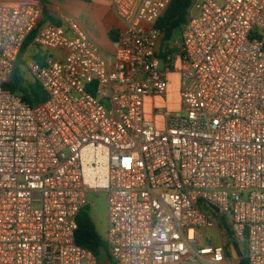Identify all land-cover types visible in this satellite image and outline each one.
I'll return each mask as SVG.
<instances>
[{
  "label": "built area",
  "instance_id": "obj_1",
  "mask_svg": "<svg viewBox=\"0 0 264 264\" xmlns=\"http://www.w3.org/2000/svg\"><path fill=\"white\" fill-rule=\"evenodd\" d=\"M172 1L115 0L112 57L71 18L40 27V6L0 4V264H102L76 238L96 192L113 264H228L224 221L264 264V0H194L164 58ZM36 31L32 106L9 85ZM175 59L181 109L156 108L162 128L145 103Z\"/></svg>",
  "mask_w": 264,
  "mask_h": 264
},
{
  "label": "crops",
  "instance_id": "obj_2",
  "mask_svg": "<svg viewBox=\"0 0 264 264\" xmlns=\"http://www.w3.org/2000/svg\"><path fill=\"white\" fill-rule=\"evenodd\" d=\"M114 2L115 0H0V4H35L40 6L42 9L41 24L43 26L47 24L62 25L66 18L75 20L86 31L91 42L97 45L106 57L113 56L115 51V41L118 38L119 32L124 28V22L115 12ZM111 33H113L112 37L114 39L110 36ZM175 44L172 46L170 44L166 45L162 42L160 45L161 55H167L168 47H174ZM29 50L31 53L28 54V57L26 58L27 62L33 59L40 60V58L35 56L38 51L31 47ZM175 64L176 70L169 75V79L173 76H178L180 80V63L178 59H175ZM155 99L163 100V98H150L147 99L146 102ZM156 108L158 107L153 108L152 114L148 115L146 113V117L163 128L164 120L162 117L155 114ZM214 234H216V231L208 232V235L212 238L215 237Z\"/></svg>",
  "mask_w": 264,
  "mask_h": 264
},
{
  "label": "trees",
  "instance_id": "obj_3",
  "mask_svg": "<svg viewBox=\"0 0 264 264\" xmlns=\"http://www.w3.org/2000/svg\"><path fill=\"white\" fill-rule=\"evenodd\" d=\"M193 1L194 0L172 1L166 14L157 24V29L162 36V42L164 44L169 45L176 31L180 29L183 30V27L187 23L188 11L192 6ZM42 26L43 25L41 24L40 27ZM36 33L37 31L26 42L17 63L13 81L9 85V89H11V91L19 95L26 103L32 106L39 105L47 101V95L41 85L35 81L32 82L27 79V74L29 73L26 70V55L30 45L33 43ZM110 36L112 37L113 33H111ZM112 39L114 38L112 37ZM166 56L167 55H164L162 57L166 58ZM224 224L229 238L226 242L227 247L231 248L234 243H237L244 253V258L241 260L240 264H248L246 258V245H240L235 240L229 224L225 221ZM76 238L78 245L82 248L93 252L101 261L107 259L109 264H113L106 242L98 233L95 222L91 217L90 206L86 207L78 217V231Z\"/></svg>",
  "mask_w": 264,
  "mask_h": 264
},
{
  "label": "rangeland",
  "instance_id": "obj_4",
  "mask_svg": "<svg viewBox=\"0 0 264 264\" xmlns=\"http://www.w3.org/2000/svg\"><path fill=\"white\" fill-rule=\"evenodd\" d=\"M182 40V30L176 31L172 41L170 42V45H174L177 42H181ZM30 49V48H29ZM31 51L28 50L26 58L28 57V54H30ZM27 79L29 81H34L33 78L27 74ZM171 84L169 86L167 97L163 100L162 99H155L151 101L146 102V113L152 114V110L154 107L158 108H164L165 111H171V112H177L181 109V97H180V89H181V79L179 80L178 76H173L170 78ZM90 200V214L93 218L96 229L98 233L105 238L107 228H108V207H107V199L105 194L103 193H91L89 195ZM213 242L219 243L220 240L216 238V234H214ZM224 239L227 240L228 234L223 233ZM243 252V250H242ZM241 259L238 257L236 251L234 254L231 255L229 263L228 264H240ZM102 264H109L108 260H102Z\"/></svg>",
  "mask_w": 264,
  "mask_h": 264
},
{
  "label": "water",
  "instance_id": "obj_5",
  "mask_svg": "<svg viewBox=\"0 0 264 264\" xmlns=\"http://www.w3.org/2000/svg\"><path fill=\"white\" fill-rule=\"evenodd\" d=\"M233 247H234L238 257L242 260L244 258V253L242 252V249L240 248V246L237 243H234Z\"/></svg>",
  "mask_w": 264,
  "mask_h": 264
}]
</instances>
